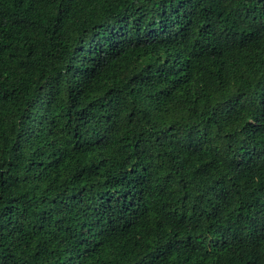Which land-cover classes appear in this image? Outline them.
I'll list each match as a JSON object with an SVG mask.
<instances>
[{"label": "trees", "instance_id": "16d2710c", "mask_svg": "<svg viewBox=\"0 0 264 264\" xmlns=\"http://www.w3.org/2000/svg\"><path fill=\"white\" fill-rule=\"evenodd\" d=\"M0 264H264V0H0Z\"/></svg>", "mask_w": 264, "mask_h": 264}]
</instances>
